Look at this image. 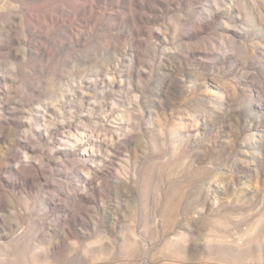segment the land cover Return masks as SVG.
I'll return each mask as SVG.
<instances>
[{"label":"rangeland","instance_id":"1","mask_svg":"<svg viewBox=\"0 0 264 264\" xmlns=\"http://www.w3.org/2000/svg\"><path fill=\"white\" fill-rule=\"evenodd\" d=\"M0 264H264V0H0Z\"/></svg>","mask_w":264,"mask_h":264}]
</instances>
